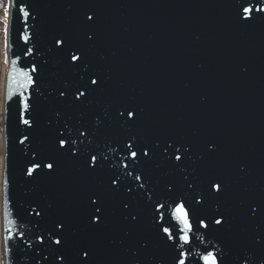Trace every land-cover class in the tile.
<instances>
[{
  "label": "water",
  "instance_id": "95a60500",
  "mask_svg": "<svg viewBox=\"0 0 264 264\" xmlns=\"http://www.w3.org/2000/svg\"><path fill=\"white\" fill-rule=\"evenodd\" d=\"M262 7L264 0H9L1 264H204L208 252L218 264H264ZM20 69L32 77L27 87H19ZM60 139L69 143L61 148ZM33 164L40 168L29 176ZM181 203L187 241L175 214Z\"/></svg>",
  "mask_w": 264,
  "mask_h": 264
},
{
  "label": "snow or ice",
  "instance_id": "6c2138e0",
  "mask_svg": "<svg viewBox=\"0 0 264 264\" xmlns=\"http://www.w3.org/2000/svg\"><path fill=\"white\" fill-rule=\"evenodd\" d=\"M252 11H253V9H251L249 7H244L243 8V13H244L243 18L244 19L251 18ZM259 11L264 12V7L260 8ZM19 12L22 13V15H23V17L25 19H27L29 17V12L25 9L24 6H21L19 8ZM7 16H8V9L6 8L5 9V25H4V36H5L4 44H5V48H7V46H8V39H7V37H8V25H7V22H6L7 21ZM87 19L89 21H91V20H93V17L91 15H89V16H87ZM23 39L25 40V42H27L28 41V36L24 35ZM89 39H91V37H89ZM56 43L59 45V44H62L63 41L57 40ZM28 51L31 52V49H29ZM27 54L28 53H25V55H27ZM18 60H19V57H17L16 59L12 60V62H11L12 63V68L9 70V74H8V94H9V99H11L12 95L14 94L13 83H14L15 77L17 75V67H16V65H17V61ZM71 60L73 62H77V61L80 60V57L77 56V55H72L71 56ZM19 75L22 76L24 78V81H25V83L24 84H20L19 87H21V88L27 87L28 85H30L32 83V77H31V75L29 74L28 71L20 69L19 70ZM91 84L98 85V81L96 79H91ZM21 95H23L22 92H21ZM61 95H63V93H61ZM82 96H85V93L82 92V91H78L75 98L77 100H79ZM23 108H24V110H27L29 108V105H28V103L26 101L23 102ZM128 115L132 116L134 114L129 112ZM22 122L25 125H30V123H31L29 119H23ZM24 139L26 140L27 137H25ZM23 142L24 141L21 140V143H23ZM67 143H69V141H66L64 139H60L59 140V145H60L61 148H63ZM71 143H75V141H71ZM128 147L131 148V144H129ZM142 154L144 156H148V150L144 149ZM131 156L132 157H136L137 153L136 152H131ZM96 159L97 158L95 156L91 157V160L93 161V164L95 163ZM175 159L176 160H180L181 157L179 155H177L175 157ZM44 167H46L49 170H52L54 168V165L52 163H47V164L44 165ZM38 168H40V164H33L31 167L27 168V174L29 176L33 175V173ZM136 179H140V177L137 176ZM115 183H116V181L114 180L113 184H115ZM4 184H5V187H7V184H8L7 179H5ZM212 188L216 192H220L221 191V184H219V183L213 184ZM93 203L95 204V201H93ZM124 207L127 208L128 205L125 204ZM100 211H101L100 208L97 207L96 208V212L100 213ZM175 214H176L177 219L184 225L183 231L185 232V235L181 236L180 239L184 240V241H187L188 240L187 232L191 230V225L189 223L188 213L185 210L183 203L178 204L176 206ZM132 219L135 220L136 217L133 216ZM100 221H101V216L100 215H94L92 222L93 223H99ZM200 223H201L202 226L207 227V225L203 221H201ZM223 223H224L223 218L215 220V224L216 225H221L222 226ZM60 227H62V225ZM163 231H164V233L168 234V238L169 239H172L171 233L169 232L168 228H164ZM55 243L57 245H59L61 243V240L60 239H56ZM85 255H87V253H85ZM184 255H185L184 253H181L182 257ZM61 259H63V257H61ZM203 260H204V264H218L217 257H216V255L213 252H208L206 255H204L203 256ZM178 264H185V260L183 258L179 259ZM219 264H222V262H219Z\"/></svg>",
  "mask_w": 264,
  "mask_h": 264
},
{
  "label": "trees",
  "instance_id": "16d2710c",
  "mask_svg": "<svg viewBox=\"0 0 264 264\" xmlns=\"http://www.w3.org/2000/svg\"><path fill=\"white\" fill-rule=\"evenodd\" d=\"M5 6V0H0V34L3 32V18H4V13L2 10L4 9Z\"/></svg>",
  "mask_w": 264,
  "mask_h": 264
},
{
  "label": "bare ground",
  "instance_id": "6f19581e",
  "mask_svg": "<svg viewBox=\"0 0 264 264\" xmlns=\"http://www.w3.org/2000/svg\"><path fill=\"white\" fill-rule=\"evenodd\" d=\"M5 67V66H4ZM4 70V69H3ZM0 102H1V99H0ZM1 104V103H0ZM1 137V136H0ZM0 140H2V138H0ZM1 158H2V149H1ZM1 162L2 161H0V180H1ZM2 244H1V237H0V249H1V252H2Z\"/></svg>",
  "mask_w": 264,
  "mask_h": 264
},
{
  "label": "rangeland",
  "instance_id": "374dc122",
  "mask_svg": "<svg viewBox=\"0 0 264 264\" xmlns=\"http://www.w3.org/2000/svg\"><path fill=\"white\" fill-rule=\"evenodd\" d=\"M2 50V49H1ZM1 58H3V56H1ZM3 69H4V66H3Z\"/></svg>",
  "mask_w": 264,
  "mask_h": 264
}]
</instances>
